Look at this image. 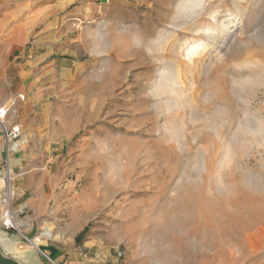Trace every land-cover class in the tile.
I'll use <instances>...</instances> for the list:
<instances>
[{"label":"rangeland","instance_id":"1","mask_svg":"<svg viewBox=\"0 0 264 264\" xmlns=\"http://www.w3.org/2000/svg\"><path fill=\"white\" fill-rule=\"evenodd\" d=\"M57 2L36 82L0 89L26 264H264V0Z\"/></svg>","mask_w":264,"mask_h":264},{"label":"crops","instance_id":"2","mask_svg":"<svg viewBox=\"0 0 264 264\" xmlns=\"http://www.w3.org/2000/svg\"><path fill=\"white\" fill-rule=\"evenodd\" d=\"M57 8V0H0V89L6 96L13 97L36 82L31 73L43 56L42 42L56 39L50 30L55 22L45 18ZM32 37L34 45L28 47Z\"/></svg>","mask_w":264,"mask_h":264},{"label":"bare ground","instance_id":"3","mask_svg":"<svg viewBox=\"0 0 264 264\" xmlns=\"http://www.w3.org/2000/svg\"><path fill=\"white\" fill-rule=\"evenodd\" d=\"M201 2V1H200ZM199 1H197L196 3H195V5L196 6H199L200 3ZM185 6V5H184ZM191 7V6H190ZM216 18V17H215ZM216 21H215V23H214V25L216 26ZM211 25H213V24H211ZM225 31H227V26H224L223 24L220 26V27H209V28H207V38H208V40L209 41H213V40H215L214 38H215V35L217 34V36H218V34H225ZM225 36V35H224ZM227 36V35H226ZM209 43V42H208ZM195 44V43H194ZM211 44V43H210ZM207 47V44H202V45H194V46H192V47H189V49L187 50L186 49V57L190 60V62L192 61V58L194 57V56H196L199 52H201L203 49L205 50V48ZM185 58V57H184ZM164 77V76H163ZM170 77V76H169ZM172 77V76H171ZM162 78V77H161ZM167 78V77H166ZM166 78H163L164 80H163V82H168V79L166 80ZM161 81H162V79H161ZM160 81V82H161ZM176 79L175 78H173L172 80H170V83H167V84H165L164 86L163 85H161V88H165V86H167L168 88H169V86H170V84H172V86H175L176 85ZM178 83V82H177ZM179 84V83H178ZM155 85V84H154ZM157 85V84H156ZM163 86V87H162ZM155 88V87H154ZM174 88V87H173ZM172 88V89H173ZM157 89V88H156ZM160 90V89H159ZM166 90V89H165ZM177 90V89H176ZM176 90H175V92H176ZM172 91V90H171ZM169 92L170 94H172V92ZM162 92V91H161ZM167 93V92H166ZM165 93V94H166ZM177 93V92H176ZM179 93V92H178ZM163 94V93H162ZM170 94H168V95H170ZM174 94V93H173ZM172 94V95H173ZM172 95H170V96H172ZM178 95V94H177ZM164 96V95H163ZM174 96H175V94H174ZM176 98V97H175ZM168 99V98H167ZM173 103V102H172ZM174 103H176V102H174ZM177 104V103H176ZM175 107H176V105L175 104H173ZM173 105L171 106V107H173ZM174 107V108H175ZM11 150H13L12 148H11V146H9V148H8V151H11ZM11 193H10V190L8 191V195H10ZM3 222L5 223L4 224V226H6V227H10L11 225L13 226V222H12V219L10 218V216L7 214L4 218H3ZM1 236H3L2 234H0V237Z\"/></svg>","mask_w":264,"mask_h":264},{"label":"water","instance_id":"4","mask_svg":"<svg viewBox=\"0 0 264 264\" xmlns=\"http://www.w3.org/2000/svg\"><path fill=\"white\" fill-rule=\"evenodd\" d=\"M0 234V264H26L28 255L16 251L14 243L8 235L2 231Z\"/></svg>","mask_w":264,"mask_h":264},{"label":"built area","instance_id":"5","mask_svg":"<svg viewBox=\"0 0 264 264\" xmlns=\"http://www.w3.org/2000/svg\"><path fill=\"white\" fill-rule=\"evenodd\" d=\"M6 115V111L4 109L0 108V121L4 119ZM0 127L3 131V135L7 141L16 139L18 137V128L17 127H12V128H7L5 125H3L0 122Z\"/></svg>","mask_w":264,"mask_h":264}]
</instances>
